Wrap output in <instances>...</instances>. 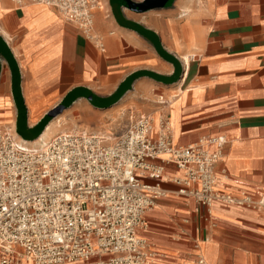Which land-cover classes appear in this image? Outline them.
Masks as SVG:
<instances>
[{
	"label": "crops",
	"instance_id": "0c3cea01",
	"mask_svg": "<svg viewBox=\"0 0 264 264\" xmlns=\"http://www.w3.org/2000/svg\"><path fill=\"white\" fill-rule=\"evenodd\" d=\"M123 1L146 0H102L93 13L96 41L45 7L0 0V130L29 143L61 111L95 122L120 112L125 125L116 130L100 132L88 120L91 131L78 126L117 135L130 117L150 116L155 128L164 112L174 145L228 140L215 165L222 192L264 191V0H149L145 9ZM180 175L164 164L161 179L140 177L160 193L142 233L154 263L264 264V215L180 197L173 183Z\"/></svg>",
	"mask_w": 264,
	"mask_h": 264
},
{
	"label": "built area",
	"instance_id": "2783aa9c",
	"mask_svg": "<svg viewBox=\"0 0 264 264\" xmlns=\"http://www.w3.org/2000/svg\"><path fill=\"white\" fill-rule=\"evenodd\" d=\"M101 1L12 0L18 9L54 11L96 41L93 13ZM157 102L166 105L161 97ZM129 122L117 135L60 132L36 149L0 130V264H155L142 233L160 193L140 177L161 179L164 164L181 172L173 179L178 196L207 209L216 202L264 215V191L231 195L219 189L215 165L228 144L224 136L177 146L164 112L155 128L146 115Z\"/></svg>",
	"mask_w": 264,
	"mask_h": 264
},
{
	"label": "rangeland",
	"instance_id": "374dc122",
	"mask_svg": "<svg viewBox=\"0 0 264 264\" xmlns=\"http://www.w3.org/2000/svg\"><path fill=\"white\" fill-rule=\"evenodd\" d=\"M172 95H174V94H172ZM148 99L151 102L154 100L159 101L160 97H155L153 95V96H149ZM144 100H145V98L142 97L141 98L142 103L144 102ZM142 107H143V105H142ZM125 112L126 111H124L123 113H125ZM129 112H134L135 114L136 113L144 114L143 108L140 110L139 109H137V110L132 109V111H129ZM66 115H68V117H65ZM129 116H131V115H129ZM129 116H127V117L129 118ZM123 119H124V115H120V112H116L112 115L102 117V118H100V120L98 122H95V119L82 117L78 114V112L72 114V113H70V111H65V112L61 111V113L57 114L55 116V118L52 119V121H51L52 123L50 124V126L47 127L42 138L37 139L34 142H29V143L24 142L18 138H16V139L19 143H22L25 148L36 149V148L40 147V144L42 141L44 143H46L50 139V136L56 131L66 132V131L73 130L74 128H76V129L86 128V129L91 131V129L88 127V124H86V120H88V122H95L98 126H100L101 130L100 129L99 130L101 132V131H107V129L116 130V129L120 128V127H118L120 123L122 126L125 125L124 124L125 120H123ZM84 124H86V125H84ZM90 125H91V123H90ZM78 126H82V127L80 128ZM4 128L6 129L7 126H5ZM4 128H2V129H4Z\"/></svg>",
	"mask_w": 264,
	"mask_h": 264
},
{
	"label": "water",
	"instance_id": "95a60500",
	"mask_svg": "<svg viewBox=\"0 0 264 264\" xmlns=\"http://www.w3.org/2000/svg\"><path fill=\"white\" fill-rule=\"evenodd\" d=\"M147 1L149 2V0H146L145 2H144V4L142 5V6H140V5H132V4H130V3H127L126 1L124 2H122L123 4H127V6H132L133 8H135V9H145V8H147L148 6H147Z\"/></svg>",
	"mask_w": 264,
	"mask_h": 264
},
{
	"label": "bare ground",
	"instance_id": "6f19581e",
	"mask_svg": "<svg viewBox=\"0 0 264 264\" xmlns=\"http://www.w3.org/2000/svg\"><path fill=\"white\" fill-rule=\"evenodd\" d=\"M96 9H97V8H96ZM96 9H95V10H96ZM44 144H45V143H44ZM44 144H42V145H44ZM42 145H41V146H42Z\"/></svg>",
	"mask_w": 264,
	"mask_h": 264
}]
</instances>
